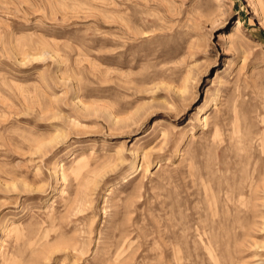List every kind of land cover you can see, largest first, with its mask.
Here are the masks:
<instances>
[{
  "label": "rangeland",
  "instance_id": "obj_1",
  "mask_svg": "<svg viewBox=\"0 0 264 264\" xmlns=\"http://www.w3.org/2000/svg\"><path fill=\"white\" fill-rule=\"evenodd\" d=\"M175 263L264 264V0H0V264Z\"/></svg>",
  "mask_w": 264,
  "mask_h": 264
},
{
  "label": "bare ground",
  "instance_id": "obj_2",
  "mask_svg": "<svg viewBox=\"0 0 264 264\" xmlns=\"http://www.w3.org/2000/svg\"><path fill=\"white\" fill-rule=\"evenodd\" d=\"M177 255V254H176ZM176 264V263H175Z\"/></svg>",
  "mask_w": 264,
  "mask_h": 264
}]
</instances>
